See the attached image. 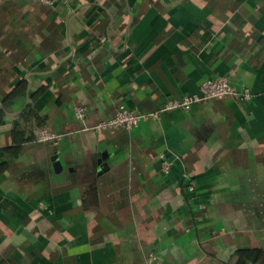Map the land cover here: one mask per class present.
I'll use <instances>...</instances> for the list:
<instances>
[{"label":"crops","instance_id":"obj_1","mask_svg":"<svg viewBox=\"0 0 264 264\" xmlns=\"http://www.w3.org/2000/svg\"><path fill=\"white\" fill-rule=\"evenodd\" d=\"M3 2L0 264H264V0ZM215 75L251 98L164 108Z\"/></svg>","mask_w":264,"mask_h":264},{"label":"built area","instance_id":"obj_2","mask_svg":"<svg viewBox=\"0 0 264 264\" xmlns=\"http://www.w3.org/2000/svg\"><path fill=\"white\" fill-rule=\"evenodd\" d=\"M46 6H51L55 0H37ZM105 34L99 36V41L104 43L106 41ZM199 93L189 94L180 98H171L166 101L164 108H180L182 110H189V107L195 102L206 103L211 99H223L227 96L235 97L243 102H246L251 98V92L247 89H239L234 84H232L228 77L222 75L209 76L205 79L199 86ZM114 112L111 117L102 119L94 123L90 127H85L86 130H112V129H127L131 130L136 127L139 122L146 119L147 116L142 112L135 111L133 109H128L124 104L119 103L113 109ZM75 117L77 119L83 120L85 118V110L82 106H75L73 108ZM36 137L39 140L49 141L56 143L60 139V134L50 131L46 127H39L36 130ZM171 163L163 162V171L168 173L171 168ZM187 190L189 192L195 189L194 181H188ZM145 264H163L158 258L157 254L154 252H149L144 260Z\"/></svg>","mask_w":264,"mask_h":264},{"label":"trees","instance_id":"obj_3","mask_svg":"<svg viewBox=\"0 0 264 264\" xmlns=\"http://www.w3.org/2000/svg\"><path fill=\"white\" fill-rule=\"evenodd\" d=\"M7 10L5 3H0V34L3 33V30L5 28L6 25V16H5V11ZM17 88H15L13 91L10 92V94L8 95L7 98H5V102L6 101H10L15 99L17 93ZM2 121V114H0V122ZM15 127V126H14ZM260 251L259 250H255V249H251V250H238L237 254H238V259H237V264H246L247 261H253L255 262V260L257 259L258 255H259Z\"/></svg>","mask_w":264,"mask_h":264}]
</instances>
